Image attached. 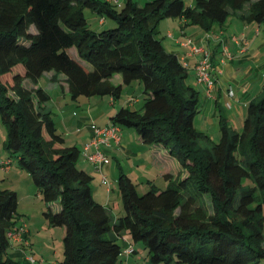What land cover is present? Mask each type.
<instances>
[{
	"label": "trees",
	"instance_id": "1",
	"mask_svg": "<svg viewBox=\"0 0 264 264\" xmlns=\"http://www.w3.org/2000/svg\"><path fill=\"white\" fill-rule=\"evenodd\" d=\"M86 9L117 26L92 31ZM232 17L263 24L264 0H191V5L125 0L122 9L103 0H0L5 147L32 177L48 207L49 225L66 229L60 264H127V245L118 242L126 236L133 254L134 244L144 243L151 264H264V83L261 97L246 106L241 131L220 115L215 142L196 127L201 91L187 83L189 68L158 38L161 22L169 18L212 33ZM72 48L91 69L73 57ZM17 66L22 72L14 74ZM52 71L66 77L73 100L110 96L117 101L125 86L138 81L143 107H123L111 123L167 150L165 157L179 162L185 178L166 173L167 189L149 181V190L140 194L131 177L120 172L123 215L113 217L94 199L92 176L78 168L80 149L66 146L57 131L47 106L51 96L24 86ZM115 74L122 75V84L110 82ZM205 196L213 213L201 203ZM18 207V194L0 189V264H19L8 256L15 244L9 234L20 229Z\"/></svg>",
	"mask_w": 264,
	"mask_h": 264
},
{
	"label": "rangeland",
	"instance_id": "2",
	"mask_svg": "<svg viewBox=\"0 0 264 264\" xmlns=\"http://www.w3.org/2000/svg\"><path fill=\"white\" fill-rule=\"evenodd\" d=\"M107 2H112V0H103ZM120 4L117 6L118 9H122V7L125 5V0H119ZM140 5H143L146 0H134ZM189 1V0H187ZM248 7V6H247ZM84 15L86 19L88 20L89 27L92 31L100 32L104 30L100 27H97L98 19L100 18L97 14L92 12L90 9H86L84 11ZM106 22L108 23L107 26H105V29H109L110 27L117 26L116 22L110 19H107ZM231 22V23H230ZM262 25L261 31L262 34L264 32V23L263 24H257L252 23L250 26L252 31H256L255 25ZM226 32L229 35H239V33L245 29V25H243V22H241L237 17H232L229 19V21L226 23ZM249 27V26H248ZM159 35L158 38L163 42L164 45L167 46L169 42H171V39L167 37L168 32L176 33V37L179 41H184L186 37H195L196 34H202L204 31L196 26L187 27L185 28L187 32V36H181L179 33L180 28L178 25V21L175 19L169 18L161 22L159 26ZM184 31V30H183ZM174 35V34H173ZM205 35V34H204ZM264 35L259 37V40H264ZM254 39H257V37H254ZM70 52L73 56H77V52L75 48L70 49ZM78 58V57H77ZM84 65L87 69H91V66L84 62ZM15 73H21L22 72V66H17L14 69ZM191 73V72H190ZM7 78V76H5ZM8 85L9 83L6 82ZM187 83L195 86L199 91H201V86L196 83V77L194 81V77L192 74L188 77ZM32 83L30 81H24V86L28 89H35L31 85ZM39 86L44 87L46 90L51 89V83H47L46 79L41 80ZM9 94L13 95L12 92H9ZM203 93L201 92V100H202ZM134 99L136 101H139L134 107H131L132 110H140L144 105V96H143V87L138 85V81H135L132 83V85L125 86L124 91L122 93V96L119 100L115 101V106L111 105L110 103V96H104V97H80V101L78 100H70L68 99L67 103L71 106L73 105V113L75 114H82L86 112L88 121V126L91 124H97L95 126L97 127H104L105 123L109 121V117L113 115L115 112L109 113L112 109H121L122 105H127L130 99ZM128 99V100H127ZM132 103V102H130ZM204 103V102H203ZM66 103H64L65 105ZM103 106V107H102ZM72 109V108H70ZM108 111V112H107ZM224 115L228 116L230 114L231 110L224 107ZM56 113V112H55ZM54 115L57 116V113ZM203 111L196 117V127L208 133L213 141L218 142L219 140V119L216 120L215 125L211 127L210 129L204 128V125L202 124L203 120ZM91 116V117H90ZM233 121V120H232ZM230 122V127L234 130H240L241 131V124L240 122L234 120V122ZM87 125V124H86ZM207 129V130H206ZM124 130L132 132L133 138H138V135L134 129L124 127ZM59 133H61L63 130L62 128L58 127ZM77 131H75L74 134H76ZM218 135V136H216ZM85 136V134H83ZM82 136V137H83ZM8 138V131L3 123L2 117L0 115V161L7 160L6 157H11L10 160L12 162L11 164V171L10 170H1L0 169V189L3 190H11L15 191L18 194L19 197V207H18V214H20V222L19 224L24 227L25 234H27V239L30 243L29 246L25 248L24 251L19 252L17 249H9L8 250V256L15 259L17 263L19 264H60V261L63 259V238H64V231L66 230L64 227H51L49 225L48 220L46 219L44 213L48 210V207L46 206V203L44 202L42 196L38 193V188L34 184V181L32 177L29 175V173L23 169H21L20 164L16 157L10 156L7 148L5 147V144L7 142ZM68 138L71 140L72 136H68ZM133 138H129L135 146L136 154L139 157L135 156H127L124 155L121 152H116L113 150L112 144L108 146L101 147L102 152L107 155V157L110 160V172L106 169L108 167L103 168L102 171H105L106 174H108V180L111 182L110 187H114V193H113V201L117 200V196H120L119 188L116 184L117 178L122 171L121 167H124V169L127 171H133L132 177L134 179V182L137 184V189L140 194L146 193L150 185L148 181H151L153 185H155L160 190H165L168 187L169 182L167 179L162 175L159 174V171H163L164 169L165 173H169L172 175V178L176 179L179 177L180 179H184V173H181L182 168L177 160L174 158H167L165 156H168L167 150L161 148L166 153L162 154H155L154 149L156 148L155 145H148L145 143H142L143 147L137 146L134 142ZM121 143V142H120ZM126 142L123 141V145ZM86 145V144H85ZM66 146H68L66 144ZM145 146V147H144ZM120 147V146H119ZM2 154V155H1ZM164 154V155H163ZM5 157V158H2ZM148 159V163H143V158ZM152 158H158L159 160V167H156L154 164ZM119 163L121 164V167L119 166ZM146 164L149 165V168H152L151 171H147L144 169L146 167ZM139 165V166H138ZM98 170V169H97ZM100 171V170H98ZM102 171L101 172V178H102ZM114 182V185H113ZM105 186V185H104ZM107 188V186H105ZM115 194V195H114ZM201 200V197H199ZM121 201V200H120ZM202 205H205L210 213H213V207L211 203V199L208 196L203 197L201 200ZM112 202V204H114ZM116 206L112 205V208H114L113 217L119 218L120 215H123V208L122 204L118 209H115ZM54 211L58 210V206H54ZM135 246V244H134ZM136 249L140 252L145 250V245L143 242H138L136 244ZM26 257H32L35 261L34 263L27 262L25 260Z\"/></svg>",
	"mask_w": 264,
	"mask_h": 264
},
{
	"label": "crops",
	"instance_id": "3",
	"mask_svg": "<svg viewBox=\"0 0 264 264\" xmlns=\"http://www.w3.org/2000/svg\"><path fill=\"white\" fill-rule=\"evenodd\" d=\"M185 1L188 5H191V0L189 1L185 0ZM119 4H120V1L118 2V4H115V5L119 6ZM172 19H175L176 21H178V25L180 28L179 33L181 34V36H187V32L185 28L192 27V26H185V19L183 18L182 19L172 18ZM106 20H107L106 18L100 17L97 20L98 21V23L96 24L97 27H100L101 29L102 28L105 29L106 28L105 26L108 25ZM243 25H245V29H243L239 33V35L227 34L226 27H225L226 25H224L221 28L219 27L216 28L212 32V37H210L209 34L205 32L202 34H196V36L193 37L198 43L203 44L204 46H207L208 48H210L212 53L216 51L215 57L217 58L216 68H217L218 74L214 73L216 76L215 77L216 86L214 90V97L205 98L204 96L205 88L204 86H201L202 87L201 92L203 93L201 112L203 111V114H204L203 120H202V124L204 125V128L210 129L211 127L215 125L216 120L220 119V115L225 116L223 113L224 112L223 110L225 107L231 110L230 114H228V116H225L229 120V124L232 120H233L232 122L236 120L240 122L241 129H242V124H243L247 104L250 101L258 100L262 95V87L264 83V40H259V37L264 35V32L262 34V31H261L262 25L253 24L255 25L254 27L256 28V31H252L250 27L252 23L243 22ZM32 31L34 32L33 28H32ZM173 34L174 35L172 36V38L168 37L167 35L168 39L169 38L171 39V42H169L167 46L164 44L163 45L169 52L176 54L179 58H182L187 55L186 60L187 62H189L188 68L192 76L194 77V81H195L194 67L197 63L199 56H190L189 48L180 45L181 41L177 39L176 33H173ZM233 37H238V39H240L241 41V44H237L233 40ZM254 37H257V39H254ZM243 42H245V44L247 43V45H244ZM223 46H227V48L229 49L231 53V58L219 64L220 60L224 56ZM244 47H246V49L245 51L242 52V50H244ZM73 57L84 65L83 61L78 57V55L76 57L75 56ZM43 79H46L47 83H51L52 87L49 91L46 90L44 87L39 86L41 80ZM110 82L114 85L122 84L123 83L122 75L115 74L112 78H110ZM31 83H32L31 85L33 88L35 89L39 87L43 88L51 96L49 102L47 103V106L53 111V113L55 112L57 113V116L54 115V120L56 122L57 131H58V127L59 128L61 127L63 131L60 134L64 137L66 144L69 147L75 146L80 149L81 155L78 161V168L83 171H86L89 175L92 176L93 178L92 190H93L94 199L97 202L104 205L106 208L110 209L113 215V212L115 211H114V208H112V205L116 206L115 209H118L121 206V201H120L121 196L118 195L117 200L114 203L113 196H112L114 193V187L113 186L111 187L110 192L107 191V188L101 182V172L98 171L87 160V157L83 153L84 146L90 141L93 135V128L97 124L93 123L90 126H88L89 119L87 118L86 112L82 114H78V115L76 113L75 114L73 113V105L70 106L67 103L68 99L70 100L72 99L69 94V88L66 82V77L63 74L56 76L53 71L46 72L44 76L38 81L37 84H34L33 82ZM130 85H132V83ZM138 85L141 86L139 83ZM228 89H232L234 91L235 93L234 97H228L227 95ZM143 96L145 99L144 94ZM79 99L78 101H80ZM64 103L66 104L64 105ZM110 103L111 105L115 106V101H113L112 97H110ZM137 103H139V101L134 100L133 103L128 102L127 105H122L121 108L127 107L131 109V107H134ZM119 110L112 109L111 111H109V113L115 112L113 113V115H111V117H113ZM111 117H109V121L105 123V126L111 123V120H110ZM120 129H121L120 130L121 131V143L119 145L112 144L113 150L116 152H111V154L113 155V153L121 152L127 156L139 157L135 153L136 149H135L134 143L130 140L131 138L134 137L133 133L126 131L124 130V128H121V127ZM75 131H77L76 134H74ZM236 131H240V130H236ZM83 134H85V136H83ZM68 136H72L71 140L68 138ZM133 140L137 146L143 147L141 146L143 144L139 136L138 138H133ZM123 141L126 142L124 145H123ZM154 152L155 154L156 153L157 154L166 153L165 151H163L161 148H158V147L154 149ZM2 158H5V157L2 156ZM6 159L9 160V157H6ZM7 160H4V161H7ZM152 160L154 164L156 165V167H159V161H158L159 159L152 158ZM144 162L148 163V159L145 157L143 158V163ZM119 166L121 167L120 163H119ZM10 168L8 170L11 171L12 169ZM121 168H122L121 172H124L128 176H130L134 182V179L132 177L133 171H127V169L125 170L124 167H121ZM106 169L110 172L111 167L109 166ZM144 169L150 172L152 168H149V165L146 164V167ZM162 170L163 171L161 172L159 171V174H162L164 176L166 173L164 169ZM116 184L118 186L117 181H116ZM113 185H114V182H113ZM112 202L114 204H112ZM20 227H22V224L20 225ZM65 232L66 230L64 231V235H65ZM125 238L128 240V242H131V239L129 237L126 236ZM118 242L122 246L128 244V242H126V240H123L122 238H119ZM21 244H22L21 241L16 242L12 248L17 249L19 252H22L24 248H23V245ZM135 248H136V244H135ZM25 260L29 262L27 258H25ZM123 261L124 263H127V264H151L147 256V251L144 250L140 252L137 249H136V253H134L132 256L130 257L123 256Z\"/></svg>",
	"mask_w": 264,
	"mask_h": 264
},
{
	"label": "built area",
	"instance_id": "4",
	"mask_svg": "<svg viewBox=\"0 0 264 264\" xmlns=\"http://www.w3.org/2000/svg\"><path fill=\"white\" fill-rule=\"evenodd\" d=\"M114 4H118L119 0H112ZM210 37H212V33H208ZM173 34L171 32L168 33V37L172 38ZM233 40L237 44H241L240 39L238 37H233ZM244 45L245 42H243ZM180 45L189 48L190 56H199L197 63L194 67L196 83L198 85H202L205 88L204 96L205 98L214 97V90L216 86L215 74H218L217 68L212 64V52L210 48L204 46L203 44L198 43L193 37H186V39L180 42ZM224 56L220 60V63H223L231 58V53L227 46H223ZM246 47H244L245 51ZM181 62L188 68L189 62H187V55L179 58ZM228 97H234L235 93L232 89H228L227 91ZM129 102H134V99H130ZM229 106V105H228ZM120 127L116 124L109 123L104 127H95L93 128V135L90 141L84 146L83 153L87 157V160L98 170L102 171L103 168L109 167L110 160L105 155L101 147L108 146L110 144L119 145L121 142V131ZM11 160L0 161V169L8 170L11 166ZM101 182L103 185L107 186V191H111V182L108 180V174L105 171H102ZM19 231H12L9 234V237L13 243L22 242L26 247L30 245L28 239L24 238V234L26 233L24 227H19ZM27 235V234H26ZM126 242L128 240L125 238ZM127 246L123 249V254L126 257L133 255L134 247L131 243L128 242ZM29 262L34 263V259L32 257H26Z\"/></svg>",
	"mask_w": 264,
	"mask_h": 264
}]
</instances>
